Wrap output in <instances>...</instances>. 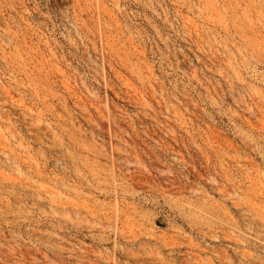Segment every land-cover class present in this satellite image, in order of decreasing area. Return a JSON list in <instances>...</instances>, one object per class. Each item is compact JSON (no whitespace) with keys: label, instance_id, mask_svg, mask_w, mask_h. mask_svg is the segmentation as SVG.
<instances>
[{"label":"rangeland","instance_id":"1","mask_svg":"<svg viewBox=\"0 0 264 264\" xmlns=\"http://www.w3.org/2000/svg\"><path fill=\"white\" fill-rule=\"evenodd\" d=\"M0 264H264V0H0Z\"/></svg>","mask_w":264,"mask_h":264}]
</instances>
